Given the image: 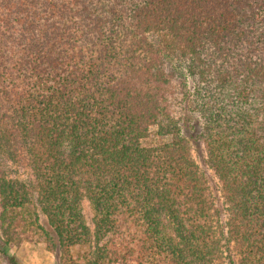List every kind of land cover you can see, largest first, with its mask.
<instances>
[{
  "label": "trees",
  "instance_id": "obj_1",
  "mask_svg": "<svg viewBox=\"0 0 264 264\" xmlns=\"http://www.w3.org/2000/svg\"><path fill=\"white\" fill-rule=\"evenodd\" d=\"M0 239L264 264V0H0Z\"/></svg>",
  "mask_w": 264,
  "mask_h": 264
},
{
  "label": "rangeland",
  "instance_id": "obj_2",
  "mask_svg": "<svg viewBox=\"0 0 264 264\" xmlns=\"http://www.w3.org/2000/svg\"><path fill=\"white\" fill-rule=\"evenodd\" d=\"M187 134L194 142L196 136V130L194 127H189L185 130ZM197 145L194 143L195 155L203 166L201 161V155L197 149ZM10 171V169H8ZM10 173V172H9ZM11 174H13L11 172ZM83 211L85 218L88 222L93 217V210L88 201L83 202ZM41 220L46 224L45 216L41 215ZM10 260H13L15 264H60V261L55 253L49 251L44 243L32 244L28 243L21 247L6 244L0 239V264H12Z\"/></svg>",
  "mask_w": 264,
  "mask_h": 264
}]
</instances>
